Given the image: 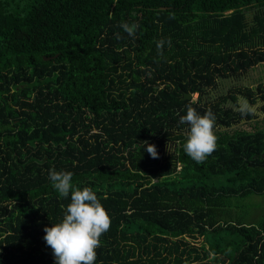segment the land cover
Listing matches in <instances>:
<instances>
[{
	"label": "trees",
	"instance_id": "16d2710c",
	"mask_svg": "<svg viewBox=\"0 0 264 264\" xmlns=\"http://www.w3.org/2000/svg\"><path fill=\"white\" fill-rule=\"evenodd\" d=\"M261 64L264 0H0V264H55L44 229L71 193L52 169L110 215L94 264H264V214L239 203L264 195V130H229L251 112L210 95ZM185 92L216 117L203 163L183 149Z\"/></svg>",
	"mask_w": 264,
	"mask_h": 264
},
{
	"label": "clouds",
	"instance_id": "9594fccd",
	"mask_svg": "<svg viewBox=\"0 0 264 264\" xmlns=\"http://www.w3.org/2000/svg\"><path fill=\"white\" fill-rule=\"evenodd\" d=\"M120 27L130 36H134L138 25L124 22ZM116 38H120L119 34ZM164 43V40L157 42V49L161 53ZM195 102L193 99L187 106L186 115L180 117L181 124L190 126L183 149L195 162L203 163L217 147L214 131L216 117L211 110L203 115L199 114L196 108L192 107ZM237 103L242 115L250 111L245 98H238ZM145 143L146 151L151 157L158 158L156 146L148 144L147 141ZM168 150L171 152L170 145ZM49 179L62 198H67L71 193V201L66 206L62 221L44 229L46 235L43 239L52 249L55 264H94L97 258L96 250L101 246V236L111 226L109 213L90 187H84L82 190L73 187L72 172L52 169Z\"/></svg>",
	"mask_w": 264,
	"mask_h": 264
},
{
	"label": "flooded vegetation",
	"instance_id": "af4514ba",
	"mask_svg": "<svg viewBox=\"0 0 264 264\" xmlns=\"http://www.w3.org/2000/svg\"><path fill=\"white\" fill-rule=\"evenodd\" d=\"M255 71V70H254ZM250 72H253V69H250ZM262 84V89H264V78L262 79L259 75L248 76V71L242 75L236 77H230L224 80H219L217 86L210 91V95L213 94L212 99H216L219 96L232 94L234 93L237 97L236 102L230 100V97L226 99L224 103L226 106L232 107L234 110H238V98H245L248 101L250 108L251 116L246 117V115L241 116V119L233 124L229 130L241 129L246 131H257L258 129L264 130V94L262 95L258 91V85ZM236 87H247L251 88L256 94L252 96L251 94L244 95L233 89ZM255 98V102H251V99ZM240 124V126H238ZM244 125V126H243Z\"/></svg>",
	"mask_w": 264,
	"mask_h": 264
},
{
	"label": "rangeland",
	"instance_id": "374dc122",
	"mask_svg": "<svg viewBox=\"0 0 264 264\" xmlns=\"http://www.w3.org/2000/svg\"><path fill=\"white\" fill-rule=\"evenodd\" d=\"M251 15H252V11H250L248 17L251 18ZM252 75L253 73L250 72L249 70L248 76L250 77ZM197 97H198V94L194 93L191 98L192 100L193 99L196 100ZM238 126H240V124H238ZM222 128L223 127H221L220 129ZM170 147L172 149V146ZM167 148H168V145H167ZM239 203L242 205V208H240L242 211H248V210L251 211V214H252L251 216L257 215L260 217L262 214H264V195L251 194L248 197L240 198Z\"/></svg>",
	"mask_w": 264,
	"mask_h": 264
},
{
	"label": "crops",
	"instance_id": "0c3cea01",
	"mask_svg": "<svg viewBox=\"0 0 264 264\" xmlns=\"http://www.w3.org/2000/svg\"><path fill=\"white\" fill-rule=\"evenodd\" d=\"M255 76L259 75L262 79L264 78V66L263 67H257L255 71H253Z\"/></svg>",
	"mask_w": 264,
	"mask_h": 264
},
{
	"label": "water",
	"instance_id": "95a60500",
	"mask_svg": "<svg viewBox=\"0 0 264 264\" xmlns=\"http://www.w3.org/2000/svg\"><path fill=\"white\" fill-rule=\"evenodd\" d=\"M264 66V64H261V65H258L257 67H263ZM257 67H255L254 69H253V71L257 68ZM252 70V69H251ZM192 95L193 94H191V93H188V92H185L184 94H183V97H182V99H190L191 97H192ZM222 129H225V128H222Z\"/></svg>",
	"mask_w": 264,
	"mask_h": 264
}]
</instances>
